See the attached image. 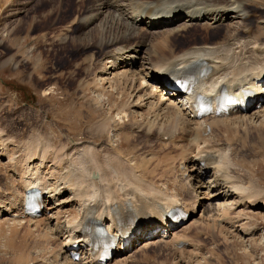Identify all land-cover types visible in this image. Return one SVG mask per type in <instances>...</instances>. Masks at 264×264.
Segmentation results:
<instances>
[{
	"label": "bare ground",
	"instance_id": "obj_1",
	"mask_svg": "<svg viewBox=\"0 0 264 264\" xmlns=\"http://www.w3.org/2000/svg\"><path fill=\"white\" fill-rule=\"evenodd\" d=\"M8 1L0 0V7H3L2 2L4 5ZM194 1L197 2L100 0L99 6L96 5L99 7L97 13L91 15L87 27L97 21L99 16L108 15L107 19H110L118 15V33L121 35L120 39L105 40L107 45L104 46L103 34L99 33L103 41L98 44V48L111 50L106 53L100 49L104 51V60L109 61L110 65L107 67L106 62L101 69L103 76L96 80L99 96L105 97V80L115 84L122 80H126V85L129 82L136 84L133 90L136 96L129 93L133 98L129 109L118 110V119L104 118L95 124L101 134L107 131L110 121L116 124L112 132L114 134L110 133L106 144H81L69 138H65L64 143H56L42 139L38 134L39 129L35 127L16 134L14 128L13 132L9 130L10 127L5 129L0 123V171L5 168L2 158L9 159L10 164L5 179L7 188L4 186L7 194L0 196V224L7 223L13 227V233L22 230L26 237L33 238L34 245L31 247L36 252H42V257L32 260L27 256L26 264H99L97 259L89 255V248L83 242L81 230L86 225L93 228L104 226L110 235L120 238L118 252L108 264H130L136 258L132 257L135 248L140 251L164 246L182 252L190 245V252L197 254L199 246L182 235V232L195 227L196 223L191 222L179 230L178 225L166 223L164 217L180 207L189 215L196 214L198 201L201 204L202 200L210 203L219 201L213 212L209 210L212 213L201 216L204 226L209 229L214 228L215 231L217 224L222 229L223 225H227L248 237H253L259 231L253 223L255 217L251 214L264 216V198L261 194L264 192L250 184L248 187L238 184L231 173L235 167L231 158V141L226 144L216 142L214 135L215 131H221L227 137L232 129L247 125L264 128V36L252 27L251 18L255 20L257 15L248 10L243 0ZM17 13L14 10L11 17ZM183 15L185 23L171 28L180 22ZM236 19L238 29H234L233 23L230 25ZM258 20L264 22L261 17ZM201 21L211 31L213 28L221 29L225 32V39L218 44L175 48V42L180 41L186 27ZM108 23V20L103 25L101 22V28L106 29ZM16 34L13 28V36ZM132 38H135L134 42L125 44ZM196 64L204 71L201 87L211 95L218 90L219 94L223 92L227 96L239 97L234 108L226 113L198 119L189 111L186 100L182 99L185 97L183 92L173 90L169 96L167 76L180 75L183 69ZM153 80L157 81L159 88L153 86ZM111 88L117 90L115 85ZM251 90L255 91L257 98L247 108L242 96H247L244 93ZM132 114H139L143 118L134 129L140 131L145 128L146 135H150L148 138H156L159 145L167 150L151 151L148 142V150L138 162L125 157L117 141L122 131L119 120ZM11 147L16 151L11 150ZM172 149L182 151L178 163L169 153ZM172 180L175 186L179 184V188L184 185L189 187L194 196L192 202H182L177 193L170 191ZM32 188H38L41 193V219L22 218L20 201ZM70 208L76 209L75 215H71L66 224L61 226L60 220L68 212L65 213L66 209ZM128 218L131 220L127 223L130 229L122 232L118 222ZM51 220L56 221L53 226L49 223ZM132 222H147L151 226L147 232L143 231L137 236L131 247L123 249L126 236L134 231ZM76 243L78 248H72ZM75 251L83 254L79 261L71 260V253ZM23 259V256L19 257V261L23 262Z\"/></svg>",
	"mask_w": 264,
	"mask_h": 264
},
{
	"label": "rangeland",
	"instance_id": "obj_2",
	"mask_svg": "<svg viewBox=\"0 0 264 264\" xmlns=\"http://www.w3.org/2000/svg\"><path fill=\"white\" fill-rule=\"evenodd\" d=\"M185 2L183 4L197 1L185 0ZM243 3L248 10L257 15L256 21L254 17L251 18L252 27L264 36V22L258 20L260 17L264 19V0H243ZM99 4L100 0H9L4 5L2 2L3 7H0V123H3L4 128L10 127L9 130L13 132L15 130L14 133L19 134L35 127L36 130L39 129L38 134L42 139L56 143L58 141L64 143L68 138L81 144L94 142L96 145H104L108 142L110 133L114 134L112 133L116 125L114 121H110L109 128L102 134L98 133L95 124L104 118L118 119V110L129 109L133 101L130 94L136 96V93L133 94L136 84L132 85L129 82L126 85L127 82H124L126 80L121 82L116 80L117 84L105 80V97L99 96L96 80L103 76L101 69L106 62L107 67L110 64L109 61L104 60V51L100 50L104 47L98 48V44L104 38L103 44L106 46L105 40L118 37L120 39L121 36L118 33L120 31L118 15H115L118 19L112 17L107 19L108 15L99 16L97 21L92 22L89 28L87 27L91 15L97 13ZM14 10L18 13L11 17ZM184 17L183 15L180 22L172 25L171 28L184 24ZM106 20L109 23L106 29H103L101 27ZM232 21L230 25L233 23L234 29H238V20ZM13 28L14 32H17L14 36ZM99 29L100 31H97ZM185 31L181 33L182 38L178 36L181 39L177 41L178 43L175 42V48L187 49L205 43L218 44L225 39V32L214 28L211 31V28L203 26L202 21L190 27L187 26ZM99 33L103 34V38ZM134 40L135 38L127 40L125 44L130 45ZM104 50L106 53L111 51L106 48ZM111 84L117 86V90H113ZM152 84L159 88L157 81L153 80ZM141 119L143 118L139 114L123 116V119L119 120L122 128L119 133L120 141L117 140L121 144V151L125 157L134 158L137 162L148 150V142L150 150H167L159 145L156 138H148L150 135H146L145 128L140 131L134 129L140 125ZM214 138L216 142L225 144L231 141L229 142L233 151L231 158L235 166L231 169V173L238 184L246 187L250 184L257 187L256 189L260 192H264V128L240 126L239 129H232L227 137L223 135V132L215 131ZM11 150L16 151L13 147ZM169 153L178 163L182 151L172 149ZM2 159L7 166L4 165L5 168L0 171V196H3V193L5 196L7 194L5 179L9 174L10 164L9 159ZM6 170H8L7 174ZM178 185L175 186L172 180L170 191L177 193L182 202H192L194 196L189 187L184 185L179 188ZM261 194L264 198V193ZM202 201H200L201 204L198 201L196 214L190 215L189 219L178 228L183 230L191 222L197 224L186 232H182L184 238L199 246V254L194 253L196 257L193 252H190L192 250L190 245L182 252L176 248L171 250L164 246L140 251L135 248L132 257L136 258L130 264H264V216L251 214L256 220L253 222L254 225L259 228L253 237L230 229L227 225V228L223 225V230L222 226L217 224V230L214 231V228L209 229L204 226V219L201 216L212 213L219 201L215 200L212 203L207 200ZM75 212L74 208L66 209L65 217L60 220L61 226H64ZM49 223L53 226L56 221L51 220ZM12 228L7 223L0 224V264H26L27 256H30L32 260L41 258L42 252L32 249L33 238L26 237L22 230L15 234ZM14 237L15 240H13ZM260 237H263L262 241ZM23 241L26 242L23 243ZM21 256L24 258L23 262L19 261Z\"/></svg>",
	"mask_w": 264,
	"mask_h": 264
}]
</instances>
